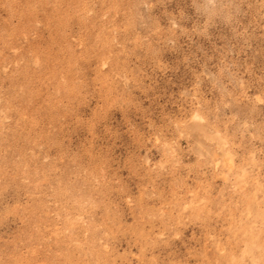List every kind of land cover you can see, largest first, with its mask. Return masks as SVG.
Returning <instances> with one entry per match:
<instances>
[{"label": "rangeland", "instance_id": "rangeland-1", "mask_svg": "<svg viewBox=\"0 0 264 264\" xmlns=\"http://www.w3.org/2000/svg\"><path fill=\"white\" fill-rule=\"evenodd\" d=\"M0 264H264V0H0Z\"/></svg>", "mask_w": 264, "mask_h": 264}]
</instances>
